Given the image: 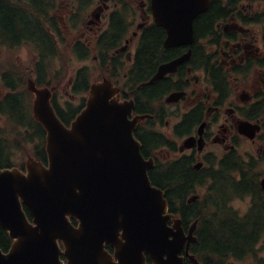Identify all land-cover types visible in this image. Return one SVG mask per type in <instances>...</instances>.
I'll list each match as a JSON object with an SVG mask.
<instances>
[{
    "label": "flooded vegetation",
    "instance_id": "obj_1",
    "mask_svg": "<svg viewBox=\"0 0 264 264\" xmlns=\"http://www.w3.org/2000/svg\"><path fill=\"white\" fill-rule=\"evenodd\" d=\"M65 1L0 0V39L7 38L6 29L26 26L35 19L52 35L48 24L51 17L66 29L65 17L74 21V12L80 5L76 10H66ZM139 5L137 28L141 39L149 27L157 26L152 24L148 0H139ZM116 6L113 0H96L88 19L82 21L91 37L99 38L104 28L100 29V25ZM245 7L241 5L242 9ZM4 9L12 13L7 20L2 14ZM229 19L237 22L234 13ZM226 24L218 23L217 35L193 38L189 46L164 48L163 38L160 58L147 71L139 62L136 71L132 68L136 52L128 49L130 37L124 40L114 51L125 58L120 96L134 102L130 118L148 115L136 125L133 136L141 155L153 159L154 166L148 168L149 178L164 181L158 186H168L165 196L171 203L183 202L192 207L190 217L203 210L207 219L216 221L232 209L237 218L247 221L245 230L249 238L234 250L214 251L196 239L188 252H201L203 264H264V67L257 64L262 49L250 24L238 23L236 28ZM80 37L89 39L84 32ZM196 40L203 44L193 51ZM188 51V58L173 70L151 80L161 64ZM131 74L138 75L136 83L127 77ZM26 80L22 75L21 83ZM170 96L173 100H168ZM244 122L249 132L241 130ZM250 123L260 125L253 138ZM180 167L190 173L183 193L169 187V176ZM200 230L201 227L196 229L195 234ZM256 235L260 237L255 242ZM182 255L188 261L185 251ZM229 255L236 260L227 261Z\"/></svg>",
    "mask_w": 264,
    "mask_h": 264
},
{
    "label": "water",
    "instance_id": "obj_2",
    "mask_svg": "<svg viewBox=\"0 0 264 264\" xmlns=\"http://www.w3.org/2000/svg\"><path fill=\"white\" fill-rule=\"evenodd\" d=\"M210 2L151 0L154 21L166 31L164 46L190 45L193 20ZM188 56L161 65L153 79ZM28 89L46 131L48 165L28 158L25 172L0 170V227L12 239L6 252L0 249V264H146L143 252L154 264H181L175 255L193 240L195 224L184 236L181 220L165 214L163 192L147 175L152 160H144L132 136L142 118L128 119L133 103L119 101L118 88L102 78L90 84L84 107L66 126L51 105L52 88L29 79ZM258 129L250 124V137Z\"/></svg>",
    "mask_w": 264,
    "mask_h": 264
},
{
    "label": "trees",
    "instance_id": "obj_3",
    "mask_svg": "<svg viewBox=\"0 0 264 264\" xmlns=\"http://www.w3.org/2000/svg\"><path fill=\"white\" fill-rule=\"evenodd\" d=\"M241 1L243 0H213L209 5L208 10L195 19V38H200L205 34L210 36L217 35L215 25L228 18L231 13H234L237 4ZM121 4L122 7L113 11L111 14L110 29L102 33L96 42L99 51V58L102 62L107 61L108 49L120 43L123 36L122 32H125L127 28L126 11L127 9H130V5L126 1H121ZM250 10H252L250 14V23L261 24L264 29V0H250ZM2 14L6 20L12 15L9 10L5 9ZM240 16H242L241 13ZM49 22L52 25L51 30L57 32L59 27L56 26L55 18L51 17ZM116 26L121 29H118ZM6 31H8L7 39H9V37L27 38L34 41L35 49L40 53V58L37 61L40 70H43V66L48 62L44 57L45 51L50 50L51 57L56 54L58 48H56L55 39L51 34L45 31L43 24L37 22L36 19L26 23V26L20 25L19 28H9L6 29ZM107 33L112 35L111 44L107 41ZM163 38L164 31L161 28L149 27L143 33L139 40L132 67L135 71L138 68V62L141 63L144 70L147 71L152 63L160 58L161 41ZM262 45L264 50V32L262 34ZM199 46H201V44L196 40L193 45V51H198ZM86 49L87 47L85 44L77 41L75 50L79 54L81 52L85 53ZM116 58L117 56H115L114 59ZM258 64L259 66L264 67V55ZM103 66L104 65L100 62V67L103 68ZM76 76L77 81L81 86L80 89L86 91L89 82L92 80L86 67L79 69ZM130 76L131 81L134 83L138 81V75L131 74ZM4 78H6V75H4ZM37 82L39 84L41 83L40 77L37 78ZM5 83L10 82L5 79ZM10 89L12 92L7 93L0 101V113L6 116L11 125L8 134L5 131L0 133V168L11 166L12 163L10 156L13 154L12 150L18 148L21 143L27 142L34 145L33 154L35 157L44 162L46 159L44 150V130L31 116L29 104L25 101L23 96L26 92L24 90L23 92H15V88L11 86ZM79 108L80 106H77L74 108H68L64 111L56 105L57 113L64 123H68L75 116ZM21 129H24V133H22ZM29 131L34 134L32 138H28L30 137ZM175 170L176 171H172V176H169V178L172 179V182L169 183V187L173 191L183 193L182 191L184 190V187H186V181H188V174L190 173L182 167ZM160 182L161 184L164 183L161 179H158L155 183L160 184ZM170 207L172 211L179 213L184 223L190 221V218L198 219L199 226L201 225L202 228V230L198 232L199 244L204 245L211 250L226 253L234 250L239 245H243L246 238H249V235L245 230L247 221H242V219L237 218L235 214H227L225 217L217 218V223L222 222L218 225L216 221L213 223V220L207 219L203 210L195 212L193 216L190 217L189 210L192 207L188 206L186 203L182 202L179 207L170 204ZM24 210L27 216L30 217L29 212L25 207ZM248 228H250V225ZM259 237V235H256L254 241L256 242ZM9 244L10 238L8 233L0 227V248L5 251L9 247Z\"/></svg>",
    "mask_w": 264,
    "mask_h": 264
},
{
    "label": "rangeland",
    "instance_id": "obj_4",
    "mask_svg": "<svg viewBox=\"0 0 264 264\" xmlns=\"http://www.w3.org/2000/svg\"><path fill=\"white\" fill-rule=\"evenodd\" d=\"M87 1V0H86ZM134 7L137 5L138 0H130ZM96 0H88L86 3L81 2L80 0H66L63 2V4L66 3V6H64V9H77V6L80 5L79 10L75 12L76 18L74 21H67V18L65 20V23L68 26L66 29L62 27L61 22L60 28L62 32V40L60 41L59 49H58V55L53 60L51 68H50V74L53 73L56 69L60 68V66H63L64 68V76L59 80L58 88V102L61 106H66L65 102H69L71 105H78L80 102V97L82 96L81 93H73L72 89L69 87L71 84L75 71L82 67L86 66L87 71L90 73V78H95L100 75H105L108 66L104 70L100 69L97 61L93 57V54L90 53L87 58H80L76 52L73 51V43L76 40H81L85 43L84 38L80 37L81 33H85L86 36L88 35L91 37V33L87 31L86 24L82 23V21L86 18L88 19V14L91 12L94 3ZM241 3H247L246 0H243ZM254 8V7H253ZM249 10V11H248ZM248 10H244L246 13L251 14L252 10L248 8ZM139 21V19H138ZM137 21V22H138ZM107 25V22L102 23L100 26L102 29ZM136 27L131 25L130 31L135 30ZM252 29L255 32L254 35L258 38V42L261 44V35L264 32V29L262 25L253 24ZM94 41V37H91ZM90 40V38L88 39ZM130 42L128 45V49L132 52L135 48L136 39L131 37ZM92 44L90 43L88 47L92 51ZM34 52L31 47L29 46H23V47H17L8 49L5 47H0V72L3 70H6L8 67H15L25 73V77H29L30 75L26 73L29 71L30 73L34 74ZM72 76V78L69 80V78ZM117 78L119 79L120 83L124 79V70H118ZM70 81V82H69ZM6 90L3 88L1 82H0V98L5 94ZM11 128V125L7 122V120L0 115V131L9 132ZM32 150V145L28 143H21L18 148L13 149V157L12 161L13 164L16 166H20L23 164L22 162L26 160L27 155H30V151Z\"/></svg>",
    "mask_w": 264,
    "mask_h": 264
}]
</instances>
